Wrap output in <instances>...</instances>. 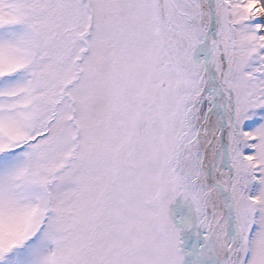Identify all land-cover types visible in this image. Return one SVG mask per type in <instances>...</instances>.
<instances>
[{
  "label": "snow or ice",
  "instance_id": "6c2138e0",
  "mask_svg": "<svg viewBox=\"0 0 264 264\" xmlns=\"http://www.w3.org/2000/svg\"><path fill=\"white\" fill-rule=\"evenodd\" d=\"M0 264H264V0H0Z\"/></svg>",
  "mask_w": 264,
  "mask_h": 264
}]
</instances>
